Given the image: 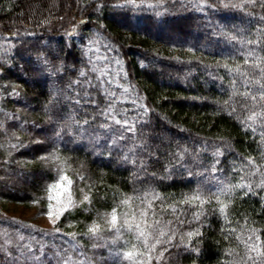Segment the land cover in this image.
Here are the masks:
<instances>
[{"label": "trees", "instance_id": "obj_1", "mask_svg": "<svg viewBox=\"0 0 264 264\" xmlns=\"http://www.w3.org/2000/svg\"><path fill=\"white\" fill-rule=\"evenodd\" d=\"M262 69L259 0H0V199L75 197L44 230L0 209V264H264ZM149 201L151 253L106 223Z\"/></svg>", "mask_w": 264, "mask_h": 264}, {"label": "snow or ice", "instance_id": "obj_2", "mask_svg": "<svg viewBox=\"0 0 264 264\" xmlns=\"http://www.w3.org/2000/svg\"><path fill=\"white\" fill-rule=\"evenodd\" d=\"M248 3L255 5L257 3V0H247ZM259 3L261 6H264V0H259ZM247 63V61H245ZM257 67H259V65H257ZM239 70V69H237ZM262 72H264V69H262ZM264 98V97H262ZM249 163H253V161H249ZM79 180H83L84 177L83 176H79L78 177ZM67 185V187H64V185ZM71 185H72V179L64 174H61L57 180L56 183L52 184L49 186V200H52L53 198H56L57 201L59 202L60 197L63 195L64 191L69 192V196H68V205L71 206L72 205V199H71V195H70V190H71ZM259 187H264V181L261 182L260 185H258ZM234 187L237 188H245L248 187L249 190L251 188L250 185H244V184H238L235 185ZM55 189H63V191L61 192H56L55 197H53V195H51V193L53 192V190ZM226 189H219L218 190V194L216 195L217 198V202L220 203L221 207H220V211L223 213L225 212V210L227 209L228 205L223 203L222 201L219 200V195H223L225 194ZM245 195H247V193H245ZM156 199H160L159 197H155ZM89 197L85 196L84 200H88ZM132 198L129 197L123 201H121L122 204H128L129 201ZM195 201H199L200 205L202 206L203 204H205L207 201L201 199L199 194H196L192 197H189L185 202L186 203H193ZM83 202V201H82ZM50 211L48 212L49 217L52 216V204L50 203L48 205ZM167 209H162V211H166ZM172 211L175 212L176 209L174 206H172ZM151 212V216L155 217V219H150L149 218V213ZM110 219H108L106 221V223L109 225L110 230L111 229H115L117 232H119L121 229H126L127 231H135L137 233L136 235V239L137 240H142L144 247L148 250L149 253H151L153 250H155L156 245L158 243H161V241L159 239L156 240L155 243L151 244L149 246V237L152 236L153 231H157L159 232V236L163 237L166 235L165 231H164V227L166 226V224H170L171 221H167L163 226H162V217L159 216L152 208V202L149 201L147 204V207L145 209H141L139 210V219H137V214L135 212H133L131 214V217H129L128 213H124V219L123 222H120V219L117 215L116 209L114 208L111 213L108 214ZM199 213L197 214L198 217ZM100 229V226L98 224H93L91 227H89L88 232L95 235ZM234 231V230H233ZM255 231V230H254ZM174 235V234H173ZM188 235H193V233H189ZM172 237H169V240H171ZM249 239H251V237H249ZM259 239V237L257 236V240ZM246 247H248L250 249V251H255L257 252V259L260 257L261 253L258 250V245L255 244H246ZM144 256V253H139L138 249H136V246L133 245L132 246V250L129 251H125L123 253V259L124 260H128V261H135L137 256ZM160 256H163V252L160 253ZM152 257L151 255L147 256V260L151 261ZM157 259H159V257H157ZM248 259H252L251 256H248ZM137 264H142V261H137Z\"/></svg>", "mask_w": 264, "mask_h": 264}, {"label": "rangeland", "instance_id": "obj_3", "mask_svg": "<svg viewBox=\"0 0 264 264\" xmlns=\"http://www.w3.org/2000/svg\"><path fill=\"white\" fill-rule=\"evenodd\" d=\"M40 155L39 156L41 158H44V160H47V162L49 161V163L51 164L56 161V157L52 152L42 153ZM57 180L58 179H56L53 183L49 184V186L56 183ZM15 182H18V180H15ZM49 186L47 188L46 195L42 199L33 201L28 205L12 202L10 200L0 199V209L3 214L7 215L11 219L18 221L24 226L31 227L34 230H36V228L43 230L54 228V224L59 218V216L62 214L63 210L69 206V192L64 191L63 195L59 199V202L56 198L49 200ZM64 187H67V185L65 184ZM61 191H63V189H55L53 190L51 195L55 197L56 192ZM70 195L73 203L75 199L73 193V185H71ZM50 203L52 204L51 211L53 213L51 217H49L48 215V212L50 211L48 205ZM104 217L105 219H108V216L105 215Z\"/></svg>", "mask_w": 264, "mask_h": 264}]
</instances>
